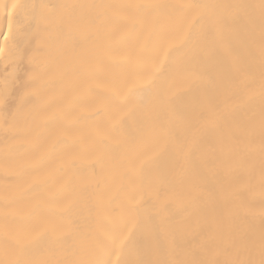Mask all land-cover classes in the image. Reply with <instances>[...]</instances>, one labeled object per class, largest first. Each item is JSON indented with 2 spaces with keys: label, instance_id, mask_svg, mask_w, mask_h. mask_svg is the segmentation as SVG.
<instances>
[{
  "label": "bare ground",
  "instance_id": "1",
  "mask_svg": "<svg viewBox=\"0 0 264 264\" xmlns=\"http://www.w3.org/2000/svg\"><path fill=\"white\" fill-rule=\"evenodd\" d=\"M16 2L11 33L0 7V259L88 264L125 226L128 264H223L253 243L259 259L260 0Z\"/></svg>",
  "mask_w": 264,
  "mask_h": 264
},
{
  "label": "snow or ice",
  "instance_id": "2",
  "mask_svg": "<svg viewBox=\"0 0 264 264\" xmlns=\"http://www.w3.org/2000/svg\"><path fill=\"white\" fill-rule=\"evenodd\" d=\"M3 8L6 17L8 18V32H12V23H11V17L13 12H19L20 10L24 9L26 6L21 5L16 0H13L10 7L8 4H3L0 6ZM35 8V6H33ZM41 8H47V7H57L56 5H41ZM65 7H74V6H65ZM134 7L140 8V7H146V8H159L162 7L160 5H135ZM185 7L189 8H201V7H207V6H201V5H186ZM252 7H258L260 12V20H261V31H262V39H261V55L264 56V0H260L259 5L252 6ZM70 22V21H69ZM7 39V37H5ZM0 58L7 59L5 55L4 48L0 47ZM42 69L39 66H34L33 69V75H32V81H38L40 79ZM36 93L33 92L32 95H35ZM113 95L119 96V92L115 89H113ZM260 95L262 98H264V67H262L261 72V81H260ZM215 121L210 119L207 121L206 126L212 127L214 125ZM261 129L262 132H264V114H262L261 119ZM262 150H264V147H262ZM262 187H264V179H262ZM134 226V224H133ZM3 231L5 235L6 241L10 238L9 237V228L8 225L5 224L3 226ZM132 233V229L125 226V229H122L118 232L112 233V232H106L104 241L100 245V253L96 256V258L92 259L88 262V264H115L112 257H117V260L119 264H128V262L120 259L121 255L128 249V245L130 243V236ZM11 240L13 244L19 248L22 245H25L26 242L22 241L21 239L13 236L11 237ZM257 246L253 243L249 246L244 247L243 249H237L231 258L225 259L223 261V264H264V230L261 231L260 237H259V244H258V254L259 259L255 258V252H256ZM8 248H5V256H8ZM241 253L245 255V258L241 259ZM0 264H45V262L38 261V260H19V259H0ZM73 264H80V262H73ZM139 264V262H137ZM183 264H220L219 261L215 260H190L183 262Z\"/></svg>",
  "mask_w": 264,
  "mask_h": 264
}]
</instances>
